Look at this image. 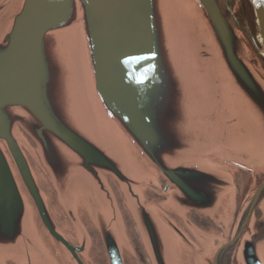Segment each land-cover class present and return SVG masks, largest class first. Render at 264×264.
<instances>
[{
  "label": "water",
  "instance_id": "1",
  "mask_svg": "<svg viewBox=\"0 0 264 264\" xmlns=\"http://www.w3.org/2000/svg\"><path fill=\"white\" fill-rule=\"evenodd\" d=\"M231 2L10 1L0 264H145L130 222L150 264H195L178 222H215L224 167L264 164V72ZM250 2L264 56V0Z\"/></svg>",
  "mask_w": 264,
  "mask_h": 264
},
{
  "label": "flooded vegetation",
  "instance_id": "2",
  "mask_svg": "<svg viewBox=\"0 0 264 264\" xmlns=\"http://www.w3.org/2000/svg\"><path fill=\"white\" fill-rule=\"evenodd\" d=\"M11 0H0V14ZM224 16L236 22L242 32V40L250 49L254 64L264 72V56L261 55V38L250 0H232L224 3ZM231 177L232 194L224 202L222 213L215 222L203 218L192 223H180L186 245L195 258V264H250L257 260L264 264V164L249 166L232 162L224 167ZM155 200H163L165 184L160 181ZM170 192V190H168ZM134 248L150 264L133 225ZM252 255V257H251Z\"/></svg>",
  "mask_w": 264,
  "mask_h": 264
}]
</instances>
